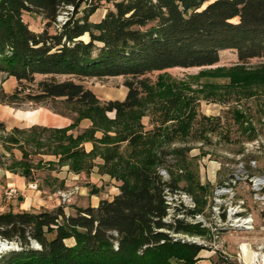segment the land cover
Here are the masks:
<instances>
[{"label": "trees", "instance_id": "trees-1", "mask_svg": "<svg viewBox=\"0 0 264 264\" xmlns=\"http://www.w3.org/2000/svg\"><path fill=\"white\" fill-rule=\"evenodd\" d=\"M103 3L112 7L93 22ZM64 11L66 20L59 22ZM25 13L42 16L45 29L31 30ZM229 50L241 69L264 60V0H0V74L18 81L0 103L47 107L73 121L67 128H14L6 143L21 149L22 166L28 146L47 149L45 154L74 172L97 154L104 173L122 183L112 200L76 215H67L64 207L0 213V244L7 243L5 250L0 247V264H198L206 248L177 236L211 237L197 220L207 191L188 172L189 184L181 189L185 172H178L188 168L182 153L181 161L167 166L169 152L150 156L148 138L140 126L132 127L142 97L152 89L147 75L218 66L220 54ZM114 77L126 78L124 101H102L84 85ZM86 119L92 126L84 135L69 134ZM122 123L131 130L112 136L108 127ZM0 132H7L3 122ZM88 141L91 152L82 146ZM22 176L32 177L30 170ZM183 192L193 196L195 208L172 206L168 194Z\"/></svg>", "mask_w": 264, "mask_h": 264}, {"label": "rangeland", "instance_id": "rangeland-1", "mask_svg": "<svg viewBox=\"0 0 264 264\" xmlns=\"http://www.w3.org/2000/svg\"><path fill=\"white\" fill-rule=\"evenodd\" d=\"M111 7L103 3L91 20L99 22ZM67 14L62 12L58 21L64 22ZM23 18L35 32L46 27L43 17L35 13H25ZM220 58L214 67L175 68L147 75L152 89L142 97L132 128L140 126L139 132L148 138L150 156H160V150L169 152L167 166L181 161L182 153L188 168L179 172L174 169L185 172L179 182L181 189L189 184L188 172L207 191V206L197 220L211 230V237H177L203 245L206 250L200 256H213L217 264H252L254 253L264 252V244L254 243L264 237V60H253L241 69L235 51H224ZM42 79L37 77V81ZM125 81L124 77L89 79L84 85L102 101H124ZM17 86L15 78L0 74V101L2 93L12 94ZM27 112L35 114L33 119L21 116ZM54 115L47 107L28 105L16 109L0 103V122L7 128L6 133L0 132V166L21 175L30 170L35 181L23 188L11 187L18 192L12 200L5 197L10 188L2 190L0 213H39L64 207L67 215H76L78 209L96 208L102 200H112L119 193L122 183L104 173V161L97 154L83 161L82 171L74 172L69 165L60 163V158L45 154L47 149L28 146V161L21 165L22 151L6 143L7 136L14 128H50L55 125ZM109 117L114 119L115 114ZM83 121L69 134L84 135L92 124L85 128ZM108 128L112 136L131 130L125 123ZM96 137L101 139L103 133L98 132ZM82 146L87 152L94 148L89 141ZM167 166L162 167L168 169ZM259 181L263 184L259 185ZM28 190L48 191L52 199L44 193L43 197L48 198L42 205L28 196ZM168 198L172 206L195 208L193 196L184 192L169 193ZM244 243L249 244V249ZM67 244L71 246L74 241ZM13 246L16 248V244Z\"/></svg>", "mask_w": 264, "mask_h": 264}, {"label": "crops", "instance_id": "crops-1", "mask_svg": "<svg viewBox=\"0 0 264 264\" xmlns=\"http://www.w3.org/2000/svg\"><path fill=\"white\" fill-rule=\"evenodd\" d=\"M35 115V114H34ZM55 117V125L52 126V128H65L71 125V120L65 117H61L59 115H54ZM83 126L85 128H89L91 126V121L89 120H84L83 122ZM52 158H56L54 156H49ZM48 161V160H47ZM33 177H31V181L28 182L27 178L22 176L21 174L17 173L15 174L14 172L8 170L6 167H1L0 166V195L3 193L2 190L6 189V188H11V187H19V188H23L25 187L27 184L31 183L33 184L35 181H33ZM48 194V191H42L39 190L38 192L33 191V190H28V196L35 198V201L38 203H42V205H45V203L47 202L45 198H51V194L49 193L47 196L48 197H43V194ZM42 197V198H41ZM2 197L0 196V199ZM256 245L259 244H264V237H260L256 240V242H254ZM243 245H247V247L249 246L248 243H244ZM242 245V247H243ZM249 249V247H248ZM203 257L204 259L201 260L198 264H217V262L213 261V256H200ZM207 257V258H206Z\"/></svg>", "mask_w": 264, "mask_h": 264}, {"label": "built area", "instance_id": "built-area-1", "mask_svg": "<svg viewBox=\"0 0 264 264\" xmlns=\"http://www.w3.org/2000/svg\"><path fill=\"white\" fill-rule=\"evenodd\" d=\"M17 190L15 188H10L5 192V197L8 200L14 199L15 195L17 194ZM252 264H264V252H256L253 256V263Z\"/></svg>", "mask_w": 264, "mask_h": 264}, {"label": "bare ground", "instance_id": "bare-ground-1", "mask_svg": "<svg viewBox=\"0 0 264 264\" xmlns=\"http://www.w3.org/2000/svg\"><path fill=\"white\" fill-rule=\"evenodd\" d=\"M21 116H24V117H27V118H31V119H33L32 117H34V114L33 113H29V112H27V113H22L21 114ZM164 173V172H163ZM165 175V174H164ZM257 182V181H256ZM258 184L260 185V184H263V182H258ZM0 250H1V248H0Z\"/></svg>", "mask_w": 264, "mask_h": 264}, {"label": "water", "instance_id": "water-1", "mask_svg": "<svg viewBox=\"0 0 264 264\" xmlns=\"http://www.w3.org/2000/svg\"><path fill=\"white\" fill-rule=\"evenodd\" d=\"M7 244V243H6ZM7 248V245H3L2 244V250H5ZM2 250H0V252L2 251Z\"/></svg>", "mask_w": 264, "mask_h": 264}]
</instances>
